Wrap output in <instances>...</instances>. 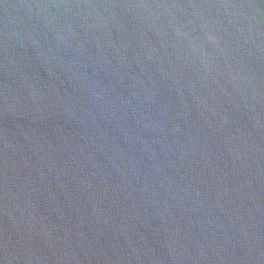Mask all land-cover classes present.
<instances>
[{
    "label": "water",
    "instance_id": "water-1",
    "mask_svg": "<svg viewBox=\"0 0 264 264\" xmlns=\"http://www.w3.org/2000/svg\"><path fill=\"white\" fill-rule=\"evenodd\" d=\"M0 264H264V0H0Z\"/></svg>",
    "mask_w": 264,
    "mask_h": 264
}]
</instances>
